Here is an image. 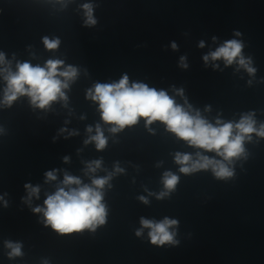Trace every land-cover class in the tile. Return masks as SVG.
<instances>
[{"label": "clouds", "instance_id": "9594fccd", "mask_svg": "<svg viewBox=\"0 0 264 264\" xmlns=\"http://www.w3.org/2000/svg\"><path fill=\"white\" fill-rule=\"evenodd\" d=\"M82 7L87 17L85 24L95 25L93 6L84 4ZM236 35L239 36L240 33L237 32ZM43 43L46 49L55 50L60 41L44 37ZM200 47H203V43ZM243 47L240 40H227L215 51L205 55L203 59L206 63L209 59L213 61L223 59L226 66L235 62L250 75H254L256 69L251 66V60L243 56ZM172 48L176 49L174 43ZM183 61L184 57H181V66L187 67ZM5 64V56L0 53V65ZM63 65V60L49 59L43 67L24 62L17 63L15 72L11 71L10 67L0 69V74L6 82L3 104L10 107L20 96L30 97L32 105L40 109L48 108L57 100L66 102L67 95L64 90L68 89L70 82L76 79L78 69L72 66L62 67ZM178 94L182 95V90ZM88 98L98 102L102 121L113 125L109 128L111 133L121 131L126 126L135 125L140 118L146 121V126L159 121L179 139L198 149L215 152L229 163L234 158L245 155L244 142L246 139H252L251 134L255 133L259 137H264V124H261L259 128L256 127L254 113L243 115L237 123H224L217 120L213 125L202 118L198 111L193 115L184 106L176 104L174 99L163 90L157 91L143 83L129 85L127 75L117 83L95 84L92 89H89ZM87 131L91 133L93 129L89 127ZM95 133L85 141V144L95 142L96 149L103 150L107 145V137L99 124L95 127ZM196 155L197 159L194 160L190 154L179 152L175 154V162L181 166L179 169L181 173L190 174L211 168L213 174L219 179L233 176V171L225 163L202 156L199 152ZM101 164V160L88 163L87 172L95 173L101 168ZM123 171L118 164L115 166V173ZM115 173L93 178L90 185L82 183L78 177L65 174L62 182L64 186L58 188L54 194L48 195L44 201V207H36L33 212L43 213L45 225L51 226L60 234L80 232L84 229L95 230L98 225L105 223L106 206L102 203L103 189L106 185L110 187L109 181ZM45 175L49 181L56 179L54 171H49ZM178 181L179 177L176 174L165 172L162 180L165 191L160 192L157 199L169 195L176 188ZM25 188L28 189L29 197L37 196L38 198V187L26 184ZM139 199L148 203L144 196ZM140 224L142 228L137 230L136 235L141 236L144 228L149 229L148 236L153 245L178 243L175 232L170 230L178 224L177 220L165 218L155 222L141 218ZM6 247L11 250L8 253L10 259L23 255L20 243L6 242Z\"/></svg>", "mask_w": 264, "mask_h": 264}]
</instances>
